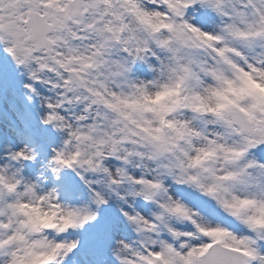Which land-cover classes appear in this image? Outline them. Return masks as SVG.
Masks as SVG:
<instances>
[{"label":"rangeland","instance_id":"rangeland-1","mask_svg":"<svg viewBox=\"0 0 264 264\" xmlns=\"http://www.w3.org/2000/svg\"><path fill=\"white\" fill-rule=\"evenodd\" d=\"M33 1L66 6L0 0V264H181L214 238L264 264V147L218 119L262 125L264 0H84L49 56Z\"/></svg>","mask_w":264,"mask_h":264},{"label":"water","instance_id":"water-1","mask_svg":"<svg viewBox=\"0 0 264 264\" xmlns=\"http://www.w3.org/2000/svg\"><path fill=\"white\" fill-rule=\"evenodd\" d=\"M78 2L79 0H74L72 2V4H74L75 6H78ZM51 8V7H50ZM57 14L58 12L54 11L51 9V12L49 14H45V15H38V17H34V18H29L27 21V24L30 28L31 31V37L36 41L37 45L39 47H50V42L48 39V32L57 29V27H59V19L57 18ZM61 15H63L66 19H69L68 14L61 12ZM34 16L35 12L33 13ZM51 17L53 19V23L49 24L47 23V19ZM238 117H240L241 121H243V119L241 118V115H238ZM217 248H222L221 246H219L218 244L216 245ZM223 249V248H222ZM225 250H229V249H225ZM231 252H233L234 254H237V258L234 257L232 258L231 256L225 255V254H220L218 256H216V258H209V255H204L199 259H195L193 262L188 263V264H243V262L240 261V255L238 254V252H235L233 250H229Z\"/></svg>","mask_w":264,"mask_h":264},{"label":"bare ground","instance_id":"bare-ground-1","mask_svg":"<svg viewBox=\"0 0 264 264\" xmlns=\"http://www.w3.org/2000/svg\"><path fill=\"white\" fill-rule=\"evenodd\" d=\"M5 130V129H4ZM5 132H6V134L7 135H10V134H12V132H8V131H6L5 130ZM16 141H17V145L18 144H20L21 145V141H23L22 140V138L21 137H19V136H16ZM17 145H12V147H13V149H16V147H17ZM0 158H1V156H0ZM4 168V167H3ZM27 169H29V168H27ZM11 198H12V200L15 202V200H14V194H12L11 195ZM8 200L11 202V203H13V201L12 200H10L9 198H8ZM16 203V202H15ZM14 204V203H13ZM6 237V232L4 231V230H2L1 231V229H0V244H2V240L4 241V238ZM3 249H5L6 248V244L3 242V247H2ZM72 251H69V253H71ZM77 255L78 254H80L78 251H74ZM4 259H6L7 261H11V258H4ZM62 260H60V262H61ZM62 263V262H61Z\"/></svg>","mask_w":264,"mask_h":264}]
</instances>
